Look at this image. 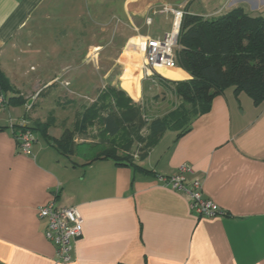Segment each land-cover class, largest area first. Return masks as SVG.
Instances as JSON below:
<instances>
[{
  "label": "crops",
  "instance_id": "crops-1",
  "mask_svg": "<svg viewBox=\"0 0 264 264\" xmlns=\"http://www.w3.org/2000/svg\"><path fill=\"white\" fill-rule=\"evenodd\" d=\"M169 1L114 0L110 16L129 26L128 40L163 38L173 16L170 31L149 34L147 25L152 16L173 14L162 12ZM69 2L0 0V52L34 16L60 23L83 17L70 16ZM260 8L264 11V0ZM175 70L183 77L158 75L171 81L191 77ZM139 72L142 89L133 84L134 102L142 103L144 86L159 105L175 96L152 75L144 77L143 68ZM109 74L106 69L101 77ZM12 108L0 110V264H264V105L249 95L227 89L214 98L210 112L193 120L189 132L167 130L138 162L146 171L111 159L85 164V153L63 155L39 133L31 153L22 154L15 132L32 122L26 109ZM183 164L192 171L187 181L199 180L205 198L222 214L199 217L187 196L161 185L159 176H173ZM50 201L76 207L84 219L68 263L57 262L56 247L45 237L46 222L36 215Z\"/></svg>",
  "mask_w": 264,
  "mask_h": 264
},
{
  "label": "rangeland",
  "instance_id": "rangeland-1",
  "mask_svg": "<svg viewBox=\"0 0 264 264\" xmlns=\"http://www.w3.org/2000/svg\"><path fill=\"white\" fill-rule=\"evenodd\" d=\"M113 1L89 0V8L87 0H70L69 3L72 4L70 16L83 17L65 23L56 22L52 17L45 19L34 16L12 43L0 52V71L12 87L8 93L12 92L11 95L16 96L21 102L18 112H24L26 109V117L32 124H40L42 130L44 129L51 137L56 136L57 140L62 139L63 135H70L76 144L85 143L86 140L105 143L93 149L86 148L80 151L79 148L76 153L83 152L86 158L111 148V145L120 148L118 154L122 155L125 153L122 145L127 142L129 135L123 134L125 131L123 130L117 137L107 139L102 135L101 121L97 118H94L93 123L84 131L81 129L78 132L76 123L83 119L88 109L95 108L99 111L102 105H107L108 101H103L102 96L108 86L124 91L127 99L132 101L133 84L137 91L139 87L141 88V80L139 82L141 75L140 70H137V64L140 61V67L143 68L144 41L139 42L142 56L138 61L125 57L126 52L132 51V41L135 39L131 41L127 38L130 36L129 26H123L120 19L110 16ZM262 1L170 0L168 2L170 7L163 6L162 12H167L165 9L169 8L182 13L178 30L180 32L186 6L211 19L233 10L238 3L240 7L248 9L251 15L264 14L260 8ZM154 8L160 11L159 6L155 5ZM65 11L68 13V9ZM175 12L152 16L153 23L147 25L149 34L170 31V18L173 16L174 25L177 15ZM177 50L178 46L175 48V56ZM121 61H124L128 68L124 76L126 66L122 65ZM106 69L110 74L107 79H103L101 76ZM144 87L145 93L142 94L140 105H144L141 119L145 124L179 104V100L172 96L169 101L159 105L160 100L158 99L159 103H156L158 100L153 102L152 98H149L152 94L146 92L147 86ZM30 100L32 103L28 105ZM109 101L114 105L113 98ZM9 110L13 111L12 106H9ZM37 137L39 138L37 141L43 142L41 135ZM135 141L129 154L140 155L145 145L136 138Z\"/></svg>",
  "mask_w": 264,
  "mask_h": 264
},
{
  "label": "trees",
  "instance_id": "trees-1",
  "mask_svg": "<svg viewBox=\"0 0 264 264\" xmlns=\"http://www.w3.org/2000/svg\"><path fill=\"white\" fill-rule=\"evenodd\" d=\"M185 11L178 34L175 61L191 77L189 80L171 81L158 73L152 76L176 96L179 104L166 115L154 117L145 124L141 119L144 105L127 99L124 91L108 86L102 96L103 101H108L107 105H102L100 112L95 108L88 109L75 126L78 132L81 129L84 131L97 118L101 121L102 135L107 139H113L125 130L123 134L129 135L127 142L122 145L125 153L118 154L120 148L111 145V148L88 158L85 164L111 159L118 165L134 166L144 171L138 162L143 161L149 149L167 130H178L179 136L186 134L191 130L194 119L212 110L214 98L230 88L234 89L236 95H249L256 105H264V14L251 15L243 7L237 6L219 17L208 19L193 13L190 7L186 6ZM0 89L6 97V105L19 107L21 102L11 95L12 92L8 93L12 87L1 71ZM110 97L114 99V105L109 101ZM17 129L16 137L20 131L31 129L35 135L41 134L63 155L76 154L83 148L93 149L105 144H76L70 135H63L62 139L57 140L42 130L38 123L17 126ZM135 138L145 145L138 155L139 159L129 154L136 142Z\"/></svg>",
  "mask_w": 264,
  "mask_h": 264
},
{
  "label": "built area",
  "instance_id": "built-area-1",
  "mask_svg": "<svg viewBox=\"0 0 264 264\" xmlns=\"http://www.w3.org/2000/svg\"><path fill=\"white\" fill-rule=\"evenodd\" d=\"M167 12H175L166 8ZM176 20L172 31L163 38H144V64L143 69L147 77L159 72L160 68L177 69L175 48L178 43L177 24L178 13L175 12ZM180 16V18H181ZM180 21V20H179ZM178 28V29H177ZM6 97L0 95V110L7 105ZM18 149L22 154H30L34 143L35 134L30 130H22L17 135ZM188 164L180 166L178 173L173 176H159L158 181L161 185L182 193L189 198L190 209L199 217H215L222 214L220 207L205 198L203 195V184L199 180L187 181V174L191 173ZM38 218L46 222L45 237L55 247L58 263H68L73 261L72 249L75 242L83 236L84 219L76 207H62L54 201L38 209Z\"/></svg>",
  "mask_w": 264,
  "mask_h": 264
},
{
  "label": "bare ground",
  "instance_id": "bare-ground-1",
  "mask_svg": "<svg viewBox=\"0 0 264 264\" xmlns=\"http://www.w3.org/2000/svg\"><path fill=\"white\" fill-rule=\"evenodd\" d=\"M180 16H181V14L179 13L178 19H177L178 26H180V24H179ZM140 41H141V39H138V38H135V40L132 41V44H133L132 51L126 52L125 57H127V58L130 57V59H132L134 61H138L140 59V56H142V50H141L142 48L140 45L141 43L139 44ZM159 71H163V73H164V71L168 72L166 75L173 78V79H180L181 77H183V74L180 73L179 71L175 70V69L160 68ZM140 74H141V72H140Z\"/></svg>",
  "mask_w": 264,
  "mask_h": 264
},
{
  "label": "water",
  "instance_id": "water-1",
  "mask_svg": "<svg viewBox=\"0 0 264 264\" xmlns=\"http://www.w3.org/2000/svg\"><path fill=\"white\" fill-rule=\"evenodd\" d=\"M31 103H32V100H30V101L28 102V104H30V105H31Z\"/></svg>",
  "mask_w": 264,
  "mask_h": 264
}]
</instances>
